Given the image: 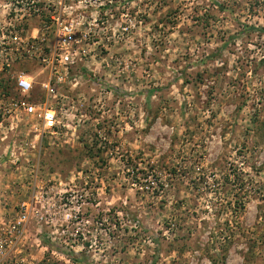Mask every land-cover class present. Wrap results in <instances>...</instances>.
<instances>
[{
  "label": "rangeland",
  "instance_id": "obj_1",
  "mask_svg": "<svg viewBox=\"0 0 264 264\" xmlns=\"http://www.w3.org/2000/svg\"><path fill=\"white\" fill-rule=\"evenodd\" d=\"M16 1L0 0V192L11 212L37 195L42 219L15 259L264 264V0H122L80 26L88 53L52 91L5 44L39 28ZM21 101L63 126L41 134Z\"/></svg>",
  "mask_w": 264,
  "mask_h": 264
},
{
  "label": "built area",
  "instance_id": "obj_2",
  "mask_svg": "<svg viewBox=\"0 0 264 264\" xmlns=\"http://www.w3.org/2000/svg\"><path fill=\"white\" fill-rule=\"evenodd\" d=\"M122 0H20L27 8L24 17L39 21V28H32L30 34L22 36V29H7V36L14 44L12 48L20 58L35 60L48 70L49 77L42 84L46 91H52V84L60 83L68 74L70 67L85 57L88 53L86 35L81 32L80 26L84 22L104 20L107 16L113 19V5ZM115 10V8H114ZM127 14L120 13V17ZM18 16L15 14L14 17ZM4 37V36H3ZM50 42V44H47ZM0 48L6 49L2 46ZM5 65H8L7 60ZM15 87L27 94L32 89L29 75L19 73L15 77ZM29 116H34L38 122V131L41 134L52 133L63 124L58 120L56 111L45 103L21 101L16 104ZM35 125V126H36ZM0 264H24L23 259H15L24 246L25 233L31 219L40 222L42 219L37 204H40L37 195L16 205V211L11 212L5 191L0 192ZM42 208V206H40Z\"/></svg>",
  "mask_w": 264,
  "mask_h": 264
}]
</instances>
